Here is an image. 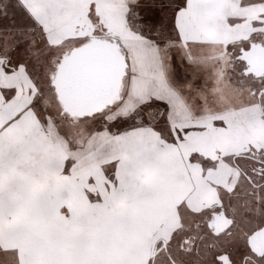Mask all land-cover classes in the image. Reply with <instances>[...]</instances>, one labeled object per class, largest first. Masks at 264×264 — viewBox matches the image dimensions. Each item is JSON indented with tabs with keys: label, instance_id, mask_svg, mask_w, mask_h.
I'll list each match as a JSON object with an SVG mask.
<instances>
[{
	"label": "snow or ice",
	"instance_id": "obj_1",
	"mask_svg": "<svg viewBox=\"0 0 264 264\" xmlns=\"http://www.w3.org/2000/svg\"><path fill=\"white\" fill-rule=\"evenodd\" d=\"M0 264H264V0H0Z\"/></svg>",
	"mask_w": 264,
	"mask_h": 264
}]
</instances>
